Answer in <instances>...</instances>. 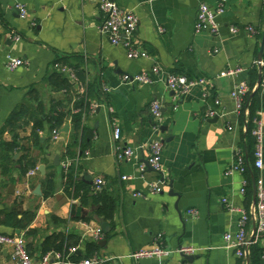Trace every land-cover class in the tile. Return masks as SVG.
I'll list each match as a JSON object with an SVG mask.
<instances>
[{
	"label": "crops",
	"instance_id": "obj_1",
	"mask_svg": "<svg viewBox=\"0 0 264 264\" xmlns=\"http://www.w3.org/2000/svg\"><path fill=\"white\" fill-rule=\"evenodd\" d=\"M115 2L136 15L135 37L148 58L129 59L122 46L111 45L101 35V15L91 0H0V130L10 113L27 102L30 93L38 99L36 103L28 102L32 112L39 103L46 115L56 110L74 114L79 112L75 107L77 95L93 86L89 107L82 113L81 129L92 134L88 146L77 143L71 148L72 157L65 156L74 136L80 133L74 131L67 118L58 130L57 140L52 139L46 126L39 132L42 139L50 140L43 153L32 149L40 160L36 175L29 177L30 170L22 175L18 165L13 166L8 182L0 173V234L22 236L33 261L43 256L45 238L57 235L67 244L76 243L69 249L76 248L79 255L85 254L86 243L97 242L98 250L90 258H101L104 264H183L175 252L178 246L196 249L194 261L187 264H243L234 250L224 248L223 236L236 231L238 214L227 211L222 200L245 210L254 204L255 179L264 176V124L263 169L259 171L252 167V137L248 138L229 93L241 81L252 86L251 95L257 90L258 70L254 63L262 47L264 0H228L225 12L217 17L216 35L195 34L193 24L201 3L215 7L218 0ZM15 4L26 7L25 18L13 9ZM234 27L235 33L231 30ZM8 57L23 60V66L8 70ZM59 59L64 60L61 65L76 73V81L62 75L74 85V91H54L47 84V77L58 72L54 63ZM155 65L160 73L152 77L151 84L130 85L121 80L124 75L135 76ZM75 67L82 78H78ZM235 68L242 72L233 77L222 76ZM165 73L209 79L212 87L196 86L187 94H172L165 86ZM155 100L161 103L163 113L158 131L149 113V105ZM214 100L220 101L219 107L214 106ZM210 109H215L218 116L206 117ZM260 113L264 116V108ZM111 119L121 129L117 142L111 136ZM65 126L68 128L63 133ZM161 127L166 130L160 132ZM31 130L29 124L20 137H28ZM9 139L5 133L0 143ZM152 141L163 145L165 184L160 193H152L150 185L162 177L149 167L143 174L138 171ZM123 148L133 154L119 160L117 154ZM237 154L245 159L246 170L228 174ZM20 155L21 152L15 153L13 160ZM56 155L58 166L53 162ZM66 160L74 168L76 178L91 189L90 196L96 194L94 181L103 179L100 192L115 200L110 220L95 214L97 207L92 198L81 204L63 191L62 163ZM40 166L43 175L38 172ZM45 176L54 183V193L47 198L43 197L41 186ZM171 184L174 195H170ZM37 186L40 196L35 194ZM190 210L195 215H188ZM24 212H34L26 228L4 224L5 214L16 213L21 219ZM100 219L107 225L106 234L101 232ZM97 230L101 233L99 240L94 239ZM101 241L105 243L100 246ZM157 246L173 253L168 258H130L133 252ZM255 246L263 248L261 244ZM10 254L9 247L0 245V264H12ZM259 262L264 264L261 254Z\"/></svg>",
	"mask_w": 264,
	"mask_h": 264
},
{
	"label": "built area",
	"instance_id": "obj_2",
	"mask_svg": "<svg viewBox=\"0 0 264 264\" xmlns=\"http://www.w3.org/2000/svg\"><path fill=\"white\" fill-rule=\"evenodd\" d=\"M96 5L99 14L101 15V22L99 24V32L101 35L107 37L111 45L122 46L126 51V56L129 59H145L148 54L145 50L141 49L135 33L137 30L138 19L136 15L130 10L120 7L115 0H91ZM228 0H218L215 7H210L206 3H201L197 7L195 20L193 24V31L195 34L207 33L216 35L218 33L219 25L217 17L222 15L226 10V3ZM13 9L18 13L19 17L25 18L27 9L24 5L15 4ZM233 33L237 31L234 27L231 29ZM249 32H253L251 27H248ZM15 42L18 41L17 37H13ZM217 53L216 50L213 51ZM23 60L19 58L8 57L5 66L8 70L13 71L23 66ZM255 66L258 70V80L256 87L259 89L260 94L264 97V58L255 61ZM54 68L62 75H67L72 81H76V73L73 69L65 65L55 64ZM242 70L239 68L229 69L222 74V76L233 77ZM160 69L157 65L152 67L149 71L143 72L135 76L124 75L121 80L130 85L134 84H151L152 77L158 75ZM164 83L168 90L175 93L184 95L187 94L193 87H212L209 79L191 78L182 74L165 73ZM106 89V88H105ZM83 92V90H82ZM251 92L249 85L245 81L236 83L229 93L230 99L234 103L235 111L237 114L244 118L243 126L246 131L248 109L246 97ZM214 106L219 107L220 101L214 100ZM94 108V106H93ZM110 112L112 110L110 109ZM149 113L155 122L154 129L158 131L161 126L163 117L162 105L159 101H152L149 105ZM218 116L215 109H210L206 113V117L214 118ZM257 118L254 120V126L251 130V136L254 140L253 162L252 167L261 171L263 169V132L262 125L264 124V116L258 111ZM59 131H52V139L57 140ZM111 136L113 141L117 142L121 137V129L118 123L111 119ZM149 154L144 163L139 164L138 171L143 174L147 167L153 172L159 174L162 180L155 184L150 185L152 193H160L165 184L164 175L161 166V153L163 145L160 141H152L148 144ZM87 155V153H85ZM132 151L128 148H123L117 154L119 160L129 159L132 156ZM68 160L62 163V167L67 169L70 166ZM246 161L237 154L227 173L233 172L244 173L246 168ZM37 169L30 170L28 176H34ZM123 180H129L130 177H122ZM103 179H96L94 181V193H99L104 186ZM222 203L226 205L227 211L237 213V229L233 233H226L223 236V243L225 249L234 250L235 256L243 262L248 264L247 259L250 255V250L257 244L262 245V258L264 259V176L260 175L255 179V201L252 206L247 210L242 208H234L227 205V200L223 199ZM188 215H195V211H188ZM250 231H248V227ZM101 238L100 231H95L94 239ZM0 245L9 247L11 249L10 259L12 264H104V260L96 256L84 259L79 262H72L69 260L70 255L76 252V248L68 249L67 254L59 252H49L44 254L38 261H33L26 248L25 239L19 235H4L0 234ZM178 255L193 256L196 254V249L193 247L182 246L175 251ZM173 252L165 249L164 247L157 246L152 249L139 250L131 253L130 258L134 261L147 258H168ZM183 264H187L186 262Z\"/></svg>",
	"mask_w": 264,
	"mask_h": 264
},
{
	"label": "trees",
	"instance_id": "obj_3",
	"mask_svg": "<svg viewBox=\"0 0 264 264\" xmlns=\"http://www.w3.org/2000/svg\"><path fill=\"white\" fill-rule=\"evenodd\" d=\"M63 61L64 60L59 59L54 63V65H61L64 63ZM75 68L78 71V67ZM77 76L78 78H82L79 71ZM47 84L54 91H64L66 93L74 91V85L58 72H54L47 77ZM251 87L249 85L250 89ZM92 89L93 86L89 85L83 95H77L75 107L79 109L78 113L72 114L70 111L62 112L56 110L52 114L46 115L39 103L36 106V110L32 112L28 102L36 103L38 102V99L36 96H32L31 93L28 96L27 102H23L10 113L0 130V137L5 133L10 135L9 140H2L0 143L2 152L0 154V173L5 178L6 182L11 180L13 166L15 165L20 167L22 175H25L29 170L37 168L40 160L33 154L32 149L38 150V152H40L39 154L46 150L50 139H42L39 136V132H42L45 129V126L51 132L53 130H59L65 119L70 118L74 131L76 133L79 131L80 133L74 136L72 144L66 150L65 156L68 158L72 157L73 152L71 151V148L77 143H80L82 147L89 145L92 134L86 131V129H81V125L82 113L84 110L87 111L89 107L88 98L91 95ZM246 103H248L246 134L248 138L251 139V130L254 126V120L257 118L256 113L264 108V97L261 96L259 89H257L253 95L249 92L246 97ZM243 121L244 119L242 117L241 122L243 123ZM29 124L32 125V130L29 136L20 137V132H23ZM250 141L251 145L254 147L253 138ZM26 143H28L29 147H26ZM18 152H21V155L19 159L15 161L13 160V155ZM41 186L43 197L47 198L53 195L54 183L49 176H45L42 179ZM62 188L67 195H71L73 198L78 199L81 204H84L86 199L92 198L93 203L97 207L95 214L105 220L111 219L115 207V200L104 192L96 193L94 196H90L89 193L91 192V189L86 188V186L76 178L74 168L71 166L64 170ZM5 218L6 220L4 221V224L18 229H23L24 227L26 228L33 220L34 212L22 213L21 219H17L16 213L5 214ZM71 246H76V243L67 244L63 238L53 235L45 238L42 244V253L44 255L47 252H59L66 255L69 247ZM97 250V242H88L85 245L84 255H79L75 252L70 255L69 260L72 262H79L83 259H88L95 252H97ZM261 251L262 250L257 246H253L248 257V264H260L259 257Z\"/></svg>",
	"mask_w": 264,
	"mask_h": 264
},
{
	"label": "water",
	"instance_id": "obj_4",
	"mask_svg": "<svg viewBox=\"0 0 264 264\" xmlns=\"http://www.w3.org/2000/svg\"><path fill=\"white\" fill-rule=\"evenodd\" d=\"M263 45H264V28H263V34H262V47H261V50L259 51V55H258V59H261L262 58V54H263ZM172 94H175L174 92H172ZM67 126H65L63 129H61V132H66L67 131ZM166 130V127H161L160 128V132H163V131H165ZM54 165L55 166H58L59 165V157H58V155H56L55 157H54ZM38 172L41 174V175H43L44 174V169H43V166H40L39 168H38ZM169 188L171 189L172 188V184L171 185H169ZM35 194L36 195H41V193H40V186H37L36 187V189H35ZM170 195H174V193H173V191H172V189L170 190ZM100 223H101V232H102V234H106L107 233V230H108V228H107V225L105 224V221L104 220H102V219H100ZM16 233L18 234L19 233V231L17 230L16 231ZM105 242L104 241H101V242H99V245L101 246V245H103ZM180 248V246H178V249ZM182 259H183V261L184 262H188V263H192L193 261H194V259H195V257L194 256H186V255H179ZM247 262H248V259H247Z\"/></svg>",
	"mask_w": 264,
	"mask_h": 264
}]
</instances>
